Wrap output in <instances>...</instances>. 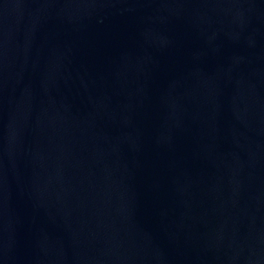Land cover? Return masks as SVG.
Segmentation results:
<instances>
[{"label": "water", "instance_id": "obj_1", "mask_svg": "<svg viewBox=\"0 0 264 264\" xmlns=\"http://www.w3.org/2000/svg\"><path fill=\"white\" fill-rule=\"evenodd\" d=\"M0 264H264V0H0Z\"/></svg>", "mask_w": 264, "mask_h": 264}]
</instances>
